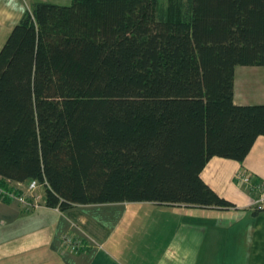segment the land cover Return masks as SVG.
I'll return each instance as SVG.
<instances>
[{"label": "trees", "instance_id": "16d2710c", "mask_svg": "<svg viewBox=\"0 0 264 264\" xmlns=\"http://www.w3.org/2000/svg\"><path fill=\"white\" fill-rule=\"evenodd\" d=\"M238 66L264 67V0L35 2L0 50L1 181L36 180L61 211L235 208L201 173L264 136Z\"/></svg>", "mask_w": 264, "mask_h": 264}, {"label": "crops", "instance_id": "0c3cea01", "mask_svg": "<svg viewBox=\"0 0 264 264\" xmlns=\"http://www.w3.org/2000/svg\"><path fill=\"white\" fill-rule=\"evenodd\" d=\"M38 1L0 0V50L22 16ZM234 102L264 104V67L238 66ZM245 173L251 184H240ZM235 208L116 202L75 205L66 211L24 207L0 199V264H264V136L245 160L213 157L201 173ZM255 183L256 186H253ZM69 234L78 250L62 246Z\"/></svg>", "mask_w": 264, "mask_h": 264}, {"label": "built area", "instance_id": "2783aa9c", "mask_svg": "<svg viewBox=\"0 0 264 264\" xmlns=\"http://www.w3.org/2000/svg\"><path fill=\"white\" fill-rule=\"evenodd\" d=\"M237 180L238 182H240V184H251L250 176L245 173H240L237 176ZM0 181H1V178H0ZM7 183H11V182L7 181ZM40 187H42L41 184L38 181L33 180L29 182L27 186V191H26L27 194L25 196L19 195L18 197H16V194H14V192H12L9 189L8 190L5 189V187H2L0 184V198L2 199L4 197H8L10 199L12 198L17 199L24 207H27V208L38 206V200H40V198L42 197L41 196L42 194L40 195L37 193ZM43 194H44V191H43ZM62 246L66 249L78 250L81 247H83V244L80 239L74 238L73 236L69 234H65L62 237Z\"/></svg>", "mask_w": 264, "mask_h": 264}, {"label": "rangeland", "instance_id": "374dc122", "mask_svg": "<svg viewBox=\"0 0 264 264\" xmlns=\"http://www.w3.org/2000/svg\"><path fill=\"white\" fill-rule=\"evenodd\" d=\"M162 2H166V0H161ZM0 184H1V186L2 187H5V189H9V190H20L21 191V194H20V196L21 195H26L27 194V186H28V184H29V182H27V183H13V182H11V183H3L2 181H0ZM37 193L38 194H42L41 196H43V189H42V187H40L39 189H38V191H37ZM19 195L18 194H16V197H18ZM12 199H14V198H12ZM41 199V198H40Z\"/></svg>", "mask_w": 264, "mask_h": 264}]
</instances>
